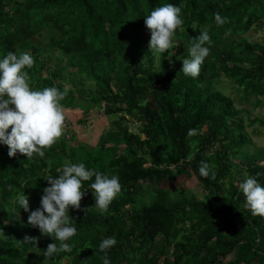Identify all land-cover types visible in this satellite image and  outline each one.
<instances>
[{
  "label": "trees",
  "instance_id": "1",
  "mask_svg": "<svg viewBox=\"0 0 264 264\" xmlns=\"http://www.w3.org/2000/svg\"><path fill=\"white\" fill-rule=\"evenodd\" d=\"M165 4L181 9L176 55L149 49L145 17ZM216 13L228 22L218 26ZM202 29L209 55L192 78L181 71L183 59ZM251 30L264 31V0H0V60L29 53L34 64L23 71L33 90L64 91L61 74L73 69L70 78L83 79L92 96L89 107L104 104L108 116L139 123L134 134L107 118L109 129L87 152L58 140L43 157H9L0 143V264H103L99 244L109 237L117 241L107 252L110 264H264V217L245 207L236 183L242 174L264 187V147H254L251 137L264 133V111L244 125L223 87L264 107V32L260 40L242 37ZM71 96L67 91L61 105ZM189 129L198 134L189 137ZM201 161L208 178L199 173ZM80 163L118 176L121 192L102 214L90 188L95 177L82 181L81 207L69 208L77 228L66 241L72 251L46 259L55 240L28 217L41 207L46 179ZM187 180L196 182L194 191ZM23 195L27 212L17 203Z\"/></svg>",
  "mask_w": 264,
  "mask_h": 264
},
{
  "label": "clouds",
  "instance_id": "2",
  "mask_svg": "<svg viewBox=\"0 0 264 264\" xmlns=\"http://www.w3.org/2000/svg\"><path fill=\"white\" fill-rule=\"evenodd\" d=\"M20 1L26 3L27 0ZM214 19L218 26L228 22V18L222 17L219 13L214 14ZM182 23L181 9L177 6L165 4L152 10L145 17V25L151 33L149 49L154 54L169 50L171 54L176 55L177 50L172 47V40ZM242 37L246 38L245 35ZM46 38L45 33V42ZM209 42L210 36L204 29L200 30L199 36L193 38V42L187 49V58L183 59L181 71L185 76L192 78L199 76L200 67L209 55V48L205 46ZM54 54L61 57L58 51ZM51 63L48 66H52L54 70L57 62ZM33 64L34 59L29 53H21L18 56L9 52L0 60V143L8 146L9 157H14L17 152L24 154L27 158H31L34 153L43 157L45 150L51 148L58 140L72 150L87 152V148H96L100 143V131L103 130L102 135L109 129L105 122L107 118L116 119L128 133H137L136 128L139 123L135 129H130L129 122H134L130 117L123 114L108 116L105 113L104 104L100 107L94 105L89 107L87 103L85 106L90 109L81 111L83 114L81 118L80 110L75 107L74 100L85 102L88 91L85 87L81 88L84 86L83 79L70 78L73 69L61 74L64 91L56 87L33 90L34 86L29 81L28 72L23 71L25 68H32ZM67 91H70L72 96L67 100L68 105L62 106L60 102L67 96ZM93 112L102 115L96 116ZM89 117L94 119L93 126L88 120ZM74 122L81 127L80 130H74ZM87 127L89 132H85ZM93 127L98 128L93 130L97 132V136L94 132H90ZM9 129H11L10 132ZM197 134L196 129L188 131L189 137ZM74 135L75 141H73ZM90 138H93L95 142L92 143ZM110 146L112 143H107L106 147ZM199 173L202 177H209L210 169L206 162L201 161ZM92 177H95V180L90 188L94 190L95 207L103 214L121 192L118 176L112 175L109 178L108 175L97 170L86 169L85 165L80 163L65 165L62 174L46 179L49 186L43 189L41 207L31 211L28 217L30 225L38 227L42 235L51 236L55 240L44 251L43 255L46 259L61 252L72 251V246L66 241L76 235L77 228L70 226L73 219L69 216V208L80 209V202L85 195V191L81 190L82 181H89ZM212 178H215L214 174ZM239 188L246 198L245 207L251 211V214L264 217V187L257 182L256 178L249 176L239 184ZM17 203L19 208L29 211V200L25 195L20 196ZM25 239L30 241V238ZM116 244L114 237L105 238L99 244L100 251L105 253L102 257L103 264H110L107 252Z\"/></svg>",
  "mask_w": 264,
  "mask_h": 264
},
{
  "label": "rangeland",
  "instance_id": "3",
  "mask_svg": "<svg viewBox=\"0 0 264 264\" xmlns=\"http://www.w3.org/2000/svg\"><path fill=\"white\" fill-rule=\"evenodd\" d=\"M263 32L264 31H253L251 30L250 32H248V34L245 35V37H247L248 35H250L252 38L249 39V41H255V40H260L262 38V35H263ZM144 37H146V34L143 35ZM36 40V39H35ZM37 41V40H36ZM40 41H42V38H40ZM38 42V41H37ZM52 64V63H51ZM45 75V73H43ZM225 80L223 79H219L218 82L221 84V85H227L226 82H224ZM225 88L224 92L229 94V96L233 99L234 101V104L236 106V108L240 111V116L243 118V121H244V125H247L248 121L250 119H252L255 115H259L261 112L264 111V107L263 105L261 106H258V107H255L254 104H253V101L252 99L250 98L249 100L244 98V94L243 93H237L235 91L232 90V88L230 87V84H228L227 86H223ZM76 93V92H75ZM77 94V93H76ZM86 101L83 102V101H79L78 99L77 100H74V105L75 107L79 108L80 110V115H81V118L83 117V114L82 112L87 109L88 107L85 106L87 105V101H90L92 99V96H87L86 98ZM82 111V112H81ZM96 116H100L102 114L100 113H96V112H93ZM70 119V118H69ZM71 120V119H70ZM90 122H92V126L94 124V119L92 117H89L88 119ZM105 124L103 123V126ZM74 126V130H80L81 127L79 125H75V122L73 124ZM92 126H88V127H92ZM102 126V127H103ZM129 128L130 129H135L138 125L137 123H132V122H129L128 124ZM88 127L86 128L85 132H89L88 130ZM254 126H248L247 127V131H251L253 129ZM95 129H98L96 127H93L90 132H93V130ZM137 129V128H136ZM252 137V144L254 145V147H258V148H263L264 147V133H261L259 134V136L255 137L254 135H251ZM73 141H75V135L73 136ZM90 141L93 143L95 142L93 138H90ZM243 178L242 174H237L236 175V183L238 182V186L239 184L241 183V179ZM244 180V178H243ZM192 181V182H191ZM145 183V182H143ZM195 181L193 180H187V188L188 187H193L195 185ZM146 184V183H145ZM148 184V183H147ZM177 183H174V186L176 187ZM176 189V188H175ZM190 191H194V188H191ZM200 192V191H199ZM202 193V192H200ZM199 197V196H198ZM66 262V261H65ZM64 262V263H65Z\"/></svg>",
  "mask_w": 264,
  "mask_h": 264
}]
</instances>
